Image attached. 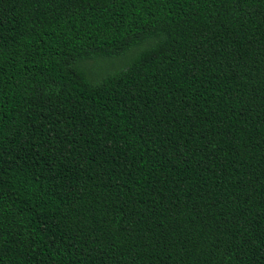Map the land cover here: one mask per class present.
Returning <instances> with one entry per match:
<instances>
[{"label": "trees", "instance_id": "16d2710c", "mask_svg": "<svg viewBox=\"0 0 264 264\" xmlns=\"http://www.w3.org/2000/svg\"><path fill=\"white\" fill-rule=\"evenodd\" d=\"M0 264H264V0H0Z\"/></svg>", "mask_w": 264, "mask_h": 264}, {"label": "rangeland", "instance_id": "374dc122", "mask_svg": "<svg viewBox=\"0 0 264 264\" xmlns=\"http://www.w3.org/2000/svg\"><path fill=\"white\" fill-rule=\"evenodd\" d=\"M112 62L109 61H103V60H99L98 62H94L91 65H89L90 67V72L94 75V76H98V77H103L108 71L113 69V64H111Z\"/></svg>", "mask_w": 264, "mask_h": 264}]
</instances>
